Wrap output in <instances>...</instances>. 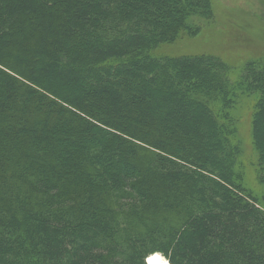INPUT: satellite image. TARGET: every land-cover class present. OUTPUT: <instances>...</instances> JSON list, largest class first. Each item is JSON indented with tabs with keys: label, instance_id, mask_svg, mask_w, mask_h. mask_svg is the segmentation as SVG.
<instances>
[{
	"label": "trees",
	"instance_id": "obj_1",
	"mask_svg": "<svg viewBox=\"0 0 264 264\" xmlns=\"http://www.w3.org/2000/svg\"><path fill=\"white\" fill-rule=\"evenodd\" d=\"M212 16L0 0V264H264V62L233 82L216 56L153 55ZM237 92L258 99L262 190L238 169Z\"/></svg>",
	"mask_w": 264,
	"mask_h": 264
},
{
	"label": "rangeland",
	"instance_id": "obj_2",
	"mask_svg": "<svg viewBox=\"0 0 264 264\" xmlns=\"http://www.w3.org/2000/svg\"><path fill=\"white\" fill-rule=\"evenodd\" d=\"M210 2L213 13L210 20L196 21L194 24L199 27L196 33L190 30L179 34L173 42L158 46L153 55L157 58L213 55L232 69L233 82H237L246 63L264 62V0ZM257 100L255 96L237 92L230 104V117L234 118L236 141L241 148L238 169L243 175L244 185L254 191L262 190L251 137V120Z\"/></svg>",
	"mask_w": 264,
	"mask_h": 264
},
{
	"label": "bare ground",
	"instance_id": "obj_3",
	"mask_svg": "<svg viewBox=\"0 0 264 264\" xmlns=\"http://www.w3.org/2000/svg\"><path fill=\"white\" fill-rule=\"evenodd\" d=\"M149 257H152L153 259L149 261ZM147 264H170L169 261L162 256L160 253H154L146 258Z\"/></svg>",
	"mask_w": 264,
	"mask_h": 264
},
{
	"label": "snow or ice",
	"instance_id": "obj_4",
	"mask_svg": "<svg viewBox=\"0 0 264 264\" xmlns=\"http://www.w3.org/2000/svg\"><path fill=\"white\" fill-rule=\"evenodd\" d=\"M148 259H149V261H151L153 258L152 257H149Z\"/></svg>",
	"mask_w": 264,
	"mask_h": 264
}]
</instances>
